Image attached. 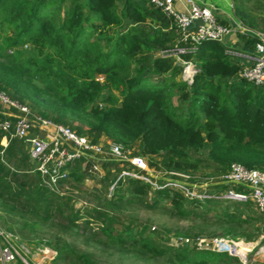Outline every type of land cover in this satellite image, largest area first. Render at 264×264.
Returning a JSON list of instances; mask_svg holds the SVG:
<instances>
[{
  "label": "trees",
  "instance_id": "1",
  "mask_svg": "<svg viewBox=\"0 0 264 264\" xmlns=\"http://www.w3.org/2000/svg\"><path fill=\"white\" fill-rule=\"evenodd\" d=\"M66 8L62 18L60 13ZM233 11L244 28L253 30L258 26L241 8L235 6ZM123 26L124 33L108 34V30ZM238 38L243 45L241 51L254 54L256 38L247 34ZM176 45L183 43L179 42L174 19L148 0H0V91L44 118L75 128L74 132L91 143L106 138L124 150L140 144V156L153 170L157 165L151 161L167 156L158 172L187 173L207 167L218 169L220 175L233 164L264 172V86H253L241 77L243 58L229 53L237 50L224 42L210 41L201 42L195 52L181 56L198 70L188 86L181 79V66L174 58L162 55ZM147 75L164 82H149ZM171 92L186 103L185 115L179 111L181 104L171 100ZM15 140L21 142L13 139L9 145ZM15 145L25 150L22 142ZM200 148H205L204 160H191L188 152ZM26 155L29 157L28 148ZM78 162L70 166V178L77 176V168L72 166ZM90 170L91 163L87 162L84 175ZM119 170L104 176L108 186ZM217 186L241 189L237 184ZM122 187H129L135 197L152 192L180 217L190 215L185 204L199 207L224 202L188 201L176 191L152 190L131 179L119 181L111 197ZM19 195L2 191L0 186V224L20 243L29 242V234L41 226L38 222L46 225L52 217L42 212L37 200L22 210ZM14 196L17 200L9 201ZM80 218L77 214L69 221V232L75 233ZM222 219L225 225L236 226L227 237H253L238 231L244 220ZM114 231L110 227L102 230L106 244L141 260L160 259L166 264L232 261L225 253L190 250L187 246L170 253L166 246L145 235V226L136 233L130 229ZM46 245L56 252V261L70 258L75 264H96L91 254L76 257L73 247L60 237L55 236Z\"/></svg>",
  "mask_w": 264,
  "mask_h": 264
},
{
  "label": "rangeland",
  "instance_id": "2",
  "mask_svg": "<svg viewBox=\"0 0 264 264\" xmlns=\"http://www.w3.org/2000/svg\"><path fill=\"white\" fill-rule=\"evenodd\" d=\"M203 1L212 5L210 8L214 10L213 13L218 20L223 19V16L218 12L232 13L230 9L231 0ZM196 3L202 6L198 0ZM235 6L247 12L253 23L254 20L257 21L258 26L253 28V31L264 33V0H239ZM67 10L68 8L60 13L62 18L66 15ZM217 10L218 12H215ZM125 30L126 27L124 26L119 29L112 28L108 30V34L120 35ZM134 67L132 65V68ZM97 79L103 80L102 77ZM147 79L156 84L164 82V79H156L150 75H147ZM221 82L223 81L221 80ZM171 96V100L175 104H181L179 111L185 115L186 103L180 102L174 92H171ZM32 111L38 113L36 110L32 109ZM78 125L76 124V126ZM69 127L76 131L75 128ZM23 149V146H14L11 151L0 149V186L2 191L22 194L19 195L22 196L19 200L22 202V210L29 208L30 203L37 200V203L44 210L42 212L50 214L52 217V220L46 225L38 222L42 227L36 228L34 234H29V242H21L30 254H34L38 249L48 248L52 250L46 244L56 236L73 247L76 257L79 254H91L90 258L96 264H166L160 259L141 260L127 253H119L114 247L106 244L102 230L110 227L116 232L130 229L136 233L145 226V235L152 242L166 246L170 253L184 250V246L179 244L178 246L174 243L183 238L193 242L187 249L210 250L212 240L216 238L232 239L226 234L230 229H235L236 226L225 225L222 216H226L227 219L236 217L244 220L246 223L238 231L253 236L250 239H232L241 242L242 245L238 250L241 257L229 255L232 257V261L228 264H264V254L260 253L264 249V220L251 199L246 203L239 204L228 201L217 204L208 203L199 207L185 204L184 208L190 215L180 217L171 209L168 202L154 197L152 192L143 198L135 197L129 193V187H122L114 198H109L107 196L108 182L103 179L104 175L101 174V168L95 174L88 171L87 174L80 175L81 178L79 175L73 176L64 184L50 186L36 175L34 165ZM188 154L191 160L201 161L204 160L206 151L205 148H200L197 151H189ZM166 158L167 156L161 155L151 162L153 165H157V168L162 167V160ZM157 168L155 170L158 172ZM185 174L191 177L192 182H198L202 185L206 179H214L218 176V169L200 167L195 172ZM206 188L212 192H224L223 190L220 191V187L217 185H208V187L200 188V190ZM16 200L17 197L14 196L9 201ZM77 214L79 218L81 217L75 223L78 228L75 233L69 232L67 229L69 221H72ZM0 227L2 228L1 224ZM52 252L55 254L44 264H75V260L70 258L64 261H56V252L54 250ZM26 258L29 261L31 259L29 255ZM14 264H21V262L17 260Z\"/></svg>",
  "mask_w": 264,
  "mask_h": 264
},
{
  "label": "built area",
  "instance_id": "3",
  "mask_svg": "<svg viewBox=\"0 0 264 264\" xmlns=\"http://www.w3.org/2000/svg\"><path fill=\"white\" fill-rule=\"evenodd\" d=\"M148 2L174 19L179 42H182L183 46L176 45L162 55L175 59L182 68V81L191 86L198 70L192 62L183 61L181 56L195 52L197 46L204 41L222 43L224 38L233 32L232 27L220 23L213 13L214 10L207 6H199L196 0H186L189 9L184 13L175 9V0H148ZM238 24L244 34L257 40L254 54L243 56L246 63L243 64L240 75L253 86H264V33L248 30ZM229 53L239 56L233 52ZM0 106L6 107L12 113L11 119L0 122V131L6 135L8 141L17 139L27 144L28 156L35 166L34 170L50 186L66 182L70 176V166L81 159L91 163L90 171L95 174L101 167V159L109 154L117 162L124 164V167L120 168L115 180L109 185L108 197L112 196L119 181L131 179L149 185L152 190L176 191L188 201L204 203L209 200H219L246 203L251 199L264 220L263 171L248 170L233 164L226 172L214 179H206L201 185L192 182L191 177L185 173L157 172L148 166L144 158L130 156L129 152L120 145L109 143L106 153L99 142L91 143L87 137L79 136L69 127L40 116L28 106L18 103L1 91ZM34 129L44 132L45 135L34 136L32 134ZM159 177L163 182H158ZM220 184H237L241 185V189L238 191L229 187L224 192H212L208 190L209 188L200 190L208 185ZM174 243L187 247L193 244L192 240L187 238L176 240ZM210 244V251L213 253L241 257L238 252L241 242L216 238ZM260 253L264 254V249ZM54 254L48 248L38 249L34 254H30L16 236L0 227V264H14L17 260L21 264H44ZM27 255L31 257L30 261L26 258Z\"/></svg>",
  "mask_w": 264,
  "mask_h": 264
},
{
  "label": "crops",
  "instance_id": "4",
  "mask_svg": "<svg viewBox=\"0 0 264 264\" xmlns=\"http://www.w3.org/2000/svg\"><path fill=\"white\" fill-rule=\"evenodd\" d=\"M198 1L202 6H205V7L206 6L207 7L212 6L211 4L209 5V4L205 3V1H203V0H198ZM235 1L238 2L239 0H231V3H230V9L232 11L231 14L227 13V11L218 12V10H217L215 12L220 13L223 16V19H221V20L226 21L233 29V32L231 34H229L228 36H226L224 38L223 42L229 48L237 50L235 53L243 58V56H247L249 53L241 51L243 49V45H242V43H240L238 35H242L244 33L242 32V30H240L241 26L238 24L239 22L234 17V11L233 10H234L235 4L237 3ZM174 3H175L174 4L175 9L180 13L187 12L189 9V7L186 3V0H175ZM241 62L243 65L244 63H246V60L242 59ZM11 118H12V113L6 107L0 106V122L7 120V119H11ZM32 134L34 136H36V135L44 136L45 135L44 132L36 130V129L32 130ZM18 141H20V140H18ZM21 142H22V144L25 145L24 151H27V148H28L27 144H25L23 141H21ZM21 142H17L15 140V141H13L12 145H9L10 141H8L6 135H4L3 133L0 132V149L1 150L9 149L11 151V149H14V144H19ZM109 143L110 142H108V140L106 138H101L99 141V144L103 147V149L106 153L108 152V149H109ZM127 151L129 152L130 156H140L141 155L140 154L141 153V146H140V144L137 143L133 147L129 148V150H127ZM87 162H88V160L81 159V160H79L78 164H76L75 166H72V168H74V167L77 168V171H76L77 174L75 173V175H84L83 173H84L85 165ZM100 162H101V164H100L101 165V167H100L101 168L100 169L101 174H103L104 176H106L107 173L112 174L116 171V169H120V168L124 167V164L117 162V160L114 159L109 154H107L105 157H103ZM69 179H70V176H69ZM69 179L67 181H69ZM228 188H229V186H228ZM232 188L235 189L234 187H232ZM222 189H220V190H222ZM226 189L227 188L224 187L223 190H226Z\"/></svg>",
  "mask_w": 264,
  "mask_h": 264
},
{
  "label": "bare ground",
  "instance_id": "5",
  "mask_svg": "<svg viewBox=\"0 0 264 264\" xmlns=\"http://www.w3.org/2000/svg\"><path fill=\"white\" fill-rule=\"evenodd\" d=\"M239 252V251H238Z\"/></svg>",
  "mask_w": 264,
  "mask_h": 264
}]
</instances>
